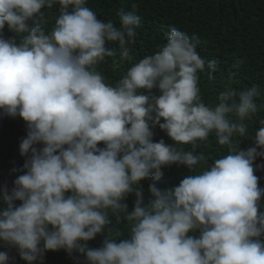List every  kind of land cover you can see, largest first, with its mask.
<instances>
[{
    "label": "clouds",
    "instance_id": "obj_1",
    "mask_svg": "<svg viewBox=\"0 0 264 264\" xmlns=\"http://www.w3.org/2000/svg\"><path fill=\"white\" fill-rule=\"evenodd\" d=\"M86 3L0 0V115L27 127L22 174L0 185V242L27 264L59 250L86 264H264V188L254 174L264 169L254 167L264 157V119L254 134L247 123L264 110L260 87L237 90L229 69L207 104L200 74L212 79L220 68L198 52L197 36L170 26L166 43L136 61V5L118 12L117 27ZM56 5L49 29L42 9ZM5 26L15 35L6 38ZM116 56L130 67L112 85L97 66ZM157 126L172 144L154 142ZM210 134L226 154L197 172L207 160L196 149ZM244 138L254 146L241 149ZM171 165L192 174L158 187ZM109 213L127 222V236ZM97 235L102 246L89 247ZM8 260L0 252V264Z\"/></svg>",
    "mask_w": 264,
    "mask_h": 264
},
{
    "label": "trees",
    "instance_id": "obj_2",
    "mask_svg": "<svg viewBox=\"0 0 264 264\" xmlns=\"http://www.w3.org/2000/svg\"><path fill=\"white\" fill-rule=\"evenodd\" d=\"M132 5H136V14L141 18V27L136 30L133 45L136 61L153 54L158 50V46L165 44L170 26H175L190 37L192 35L198 37L197 50L203 57L219 62L220 70L213 74L214 78L210 79L207 71L200 74L199 87L205 103L213 104L216 101L218 94L223 91L228 70L231 69L237 72L235 79L238 81L232 86L242 90L253 84L258 85L262 95L257 99V103L264 104V0H87L86 3L98 19L112 21L117 27L118 12L121 9L125 12L131 11ZM42 11L48 18L47 27L50 29L59 14V5ZM14 35L5 26L4 36L7 38ZM129 67L127 61L120 63L119 57L116 56L106 58L97 66V70L105 77L106 83L114 85ZM153 92L156 93V90ZM261 119H264V110L258 111L247 121L250 134H254L260 127ZM153 132L154 142L163 139L166 144L173 143L158 126ZM26 133V122L22 118L0 115V185L7 182L11 186L16 176L22 174L18 171L24 163V158L19 154V144ZM239 139L235 138L236 141ZM252 146L254 142L250 138L241 140V149ZM178 147L191 150L190 145ZM196 152L203 153L207 160L206 164L196 169L199 172L226 154V149L216 142L214 134H210L208 140L197 148ZM258 164H264V157L256 158L254 167ZM162 171L164 174L157 181L160 188L176 186L182 178L192 174L187 167L177 165L166 166ZM254 174L259 177V186L264 188V169L257 170ZM149 183L151 180L141 182L146 199ZM134 201V195H130L124 201L128 204L129 211L132 210ZM261 210L264 211V208ZM109 216L112 219L111 227L127 236L129 232L127 222L123 220L117 222L111 213ZM103 239V235H97L94 240L87 242L88 246L98 248L102 246ZM0 252H7L8 264H27L15 249L5 247L2 242ZM77 255L79 264H86L83 255L74 253L73 257H69L64 250L46 252L44 264H77L74 259Z\"/></svg>",
    "mask_w": 264,
    "mask_h": 264
}]
</instances>
